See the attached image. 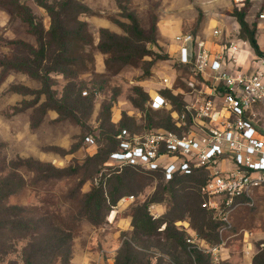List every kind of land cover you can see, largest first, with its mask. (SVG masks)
<instances>
[{"label":"rangeland","instance_id":"374dc122","mask_svg":"<svg viewBox=\"0 0 264 264\" xmlns=\"http://www.w3.org/2000/svg\"><path fill=\"white\" fill-rule=\"evenodd\" d=\"M19 1L30 8L47 31L51 16L41 3L60 10L63 0ZM76 1L89 10L64 14L68 30L74 31L77 20L83 21V39L71 42L72 57L78 58L77 64L68 68L72 73L53 71L54 62H44L51 67L46 87L27 72L0 66V167L9 161L35 160L58 170L76 171L44 181L42 175L23 166L17 173L24 181L5 204L54 213L72 225L71 264H198L196 248L188 242L192 237H203L210 244L224 239L227 264H254L255 256L264 249V187L255 190L252 206L236 210L233 227L223 238L218 227L209 223L212 214L201 210L200 183L190 178L171 184L159 175L120 168L107 186L109 192L116 191L118 200L104 211L103 221L92 223L82 214L81 207L82 197L104 167L107 153L113 148L112 137L118 130L127 128L140 135L166 124L169 111L148 110L150 94L162 90L170 101L176 95L184 98L181 91H186L183 84L189 74L178 67L172 56L174 35L192 32L209 39L218 27L234 37L240 30L234 12L243 9L247 0ZM247 3L250 9L246 19L258 24L257 36L263 41V46H259L264 51V18L260 17L264 0ZM134 21L142 35L128 32ZM103 28L123 41H131L135 54L143 48L147 54L131 62L128 53L101 51L98 44ZM15 41L38 48L29 25L0 4V61L28 55L26 48ZM41 73L46 74L44 69ZM164 76L174 81V91L163 89ZM51 96L62 109L52 106ZM255 110L259 115L254 119H259L264 132V109ZM87 136L93 137L94 144L86 141ZM10 174L9 170L1 171L0 178ZM152 199L158 201L151 202ZM145 202H150L149 211L155 217L175 220V227L184 235V245L172 238L175 232L168 229L169 220L152 235L135 229L133 209ZM186 209L189 212L181 214ZM34 235L11 228L0 231V264H25L29 252L26 248L33 243ZM124 243L130 246V260L129 251H123Z\"/></svg>","mask_w":264,"mask_h":264},{"label":"built area","instance_id":"2783aa9c","mask_svg":"<svg viewBox=\"0 0 264 264\" xmlns=\"http://www.w3.org/2000/svg\"><path fill=\"white\" fill-rule=\"evenodd\" d=\"M260 17L264 18V13ZM173 42L177 45L174 61L190 67L186 80L189 89L181 91L184 110L172 111L173 105L162 90L150 94L148 106L171 110L182 132L160 128L139 135L122 129L106 166L160 170L167 181L176 174L205 169L208 178L200 187L201 206L213 212L223 238L233 227L236 210L252 206L255 190L264 187V132L259 119H254L259 115L255 109H264V57L254 56L249 68L244 69L239 57L249 41L223 33L218 27L209 39L180 31ZM162 84L163 89L174 91L170 76L162 77ZM86 141L94 144L92 136ZM188 242L209 254L212 264L228 260L224 239L209 244L192 237Z\"/></svg>","mask_w":264,"mask_h":264},{"label":"trees","instance_id":"16d2710c","mask_svg":"<svg viewBox=\"0 0 264 264\" xmlns=\"http://www.w3.org/2000/svg\"><path fill=\"white\" fill-rule=\"evenodd\" d=\"M246 3L243 9L236 10L234 12V16L236 17V20L240 26V30L238 31V35L236 36L248 40L255 54L264 57V51L261 50L257 39V23L256 21L249 23L246 19V16L250 9V4ZM0 4L7 8L11 12V14L19 16L24 22H26L29 25L30 32L34 34L38 40L37 49L27 44L26 42L15 41V44L26 48L28 55L20 59L17 57L16 59L0 61V66L27 72L32 77L42 80L43 84L46 87L49 86L48 82L50 78L48 72H50L51 67L49 64H44V62L53 61V71L63 70L65 74H68V72H73L68 68H71L75 64H77L76 62H78V58L72 57L74 48L71 42L73 40L83 39V21L77 20L78 28H76L74 31L68 30L65 27L64 14H68L69 11H74L78 14H81L89 10L87 7L78 4L76 0H63L60 3V10H57L55 6L41 3V5L45 7L49 15L51 16V27L46 31L42 24L36 20V17L31 12L30 8L21 4L19 0H0ZM128 32L130 34L133 32L137 35L143 34V31L139 29L135 21L133 22V25L128 28ZM100 33L101 40L98 44V48L103 52L128 53V58L131 62L138 61L141 56L147 54L144 51L145 48H143L142 50L140 49L141 51L138 50V54L140 52L139 55L137 53L135 54L133 52L134 48L131 41H123L122 38L109 32L107 29H101ZM196 36L199 37V35ZM81 49L83 51V48ZM79 59L81 61V64H83V60L81 58ZM176 64L178 65V67L187 71L188 74L190 73L189 66H181L178 63ZM43 69L45 70L46 74L41 73ZM183 85V88H186V90L189 89L187 83ZM176 96L177 97L173 98L174 101H171L173 105L172 111L176 110L181 112L184 110V98H182L181 95V98L178 97L179 95ZM50 99L52 100V106H54L55 109H62L61 105H59L56 101H53L52 96L50 97ZM62 102H64V99L62 100ZM147 108L150 111H163L153 110L149 106H147ZM167 111L171 112V110ZM160 128H167L177 132H182L183 130L176 127L171 113L168 116L166 124L161 126ZM121 130L122 129L118 130L113 135V148L107 153L104 167L100 169L99 175L95 177V183L90 191L84 193L82 197L81 207L82 214H84V216H86L92 223L99 224L103 221L104 211L109 210L116 204L118 200L116 191L109 192L107 190V186L112 176L120 173V168H134L152 175H159L164 182L171 184L181 182L182 180L188 178L194 179L200 183L198 192L201 197V210L204 211V213L209 212L213 214L211 210L205 209L201 206L203 196L201 195L200 187L207 181L208 178L207 171L205 169L195 170L192 174L188 175L176 174L172 180L167 181L164 178V174L160 170L146 171L140 167L132 165H125L122 167H107L106 163L109 161L111 152L117 148V135ZM2 166L4 167H0V172L9 170V172H12V174L6 177L2 176L0 178V231L7 229L9 230V228H11L23 233L26 232L28 234H35L33 243H30L26 248L29 249V252L26 253L25 264H71V241L73 240L74 234L72 225H69L65 221L59 220V218L54 213H50L47 211L41 212L37 208L27 209L18 205H6L5 201L10 195L14 194L17 191V189L21 186V183L24 181L19 176V173H17L20 168H23V166L42 175V179L44 181L66 177L68 175H71V172H75L76 170L74 168H71L69 171L58 170L48 163L38 162L35 160H27L25 162L23 160L9 161L8 164L4 165L3 163ZM106 168L107 171L105 170ZM154 201L158 200H151V202ZM149 206L150 202H145L143 205H140L137 208L133 209L132 217L133 226L135 227V229H138L146 235H152L158 231L161 223L168 222L167 220H169L170 227L168 226V229L171 228L175 232L172 238L184 245V235L175 227V220L170 218L165 220L163 217H155L150 213ZM186 212H189V209L183 210L181 214H184ZM175 216L173 215L174 218H178L177 215ZM212 218L213 217L210 218L209 223H211L213 228H217L220 223L216 220L213 221ZM201 239L206 241V239H204L203 237H201ZM123 251H125V254L129 251L128 256L130 260L131 252L130 246L128 244L124 243ZM194 255L196 256L198 264H212V260L209 254L199 249H194ZM126 259H128L127 256ZM222 264H227V260L223 261ZM254 264H264V249L255 256Z\"/></svg>","mask_w":264,"mask_h":264},{"label":"crops","instance_id":"0c3cea01","mask_svg":"<svg viewBox=\"0 0 264 264\" xmlns=\"http://www.w3.org/2000/svg\"><path fill=\"white\" fill-rule=\"evenodd\" d=\"M252 1L254 4L257 2V0H252ZM258 27L260 28V23H259ZM257 39H258V43L260 44V46H263V41L260 38H258V36H257ZM174 46H175V48L173 50V53L177 50V45L174 44ZM172 55L174 56V54H172ZM254 56H257V54H255L253 48L250 45L247 47L246 50L242 51V53L240 54V57H239V62L244 67V69L249 68L251 61H252V58Z\"/></svg>","mask_w":264,"mask_h":264}]
</instances>
